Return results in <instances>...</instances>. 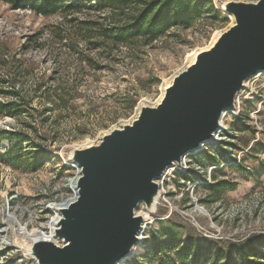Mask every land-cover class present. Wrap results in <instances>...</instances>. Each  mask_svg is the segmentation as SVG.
<instances>
[{
	"label": "rangeland",
	"instance_id": "rangeland-1",
	"mask_svg": "<svg viewBox=\"0 0 264 264\" xmlns=\"http://www.w3.org/2000/svg\"><path fill=\"white\" fill-rule=\"evenodd\" d=\"M65 1L82 7L44 15L0 1V81L5 80L6 86L9 80L19 81L23 92L28 91L26 101L35 84L42 90L59 85L66 99L57 112L47 114L45 124L39 113L48 104L37 97L41 91L29 104L39 111L33 117H0V128L22 129L37 143L40 140L29 126L36 128L37 135L47 136L42 141L44 159L37 170H33L37 148L25 142L22 157L14 164L5 154L12 143L0 142V232L5 230L0 234V249L8 248L0 252V264H34L18 247L23 239L15 230L18 226L8 219L7 225L2 222L6 220L4 211L18 222L22 220L29 230L45 224L41 222L50 216L37 221L31 217L36 219L38 203L66 193L58 187L72 172L66 165L70 152L97 143L114 126L132 122L142 105L156 104L165 83L190 64L188 55L210 47L215 33L233 23L223 10L228 0H211L220 16L207 11L194 25L174 26L150 44L138 40L123 45L111 39L105 43L98 35L112 26V13L99 10L97 0ZM256 81L262 86L247 91L249 99L241 98L236 111L240 115H225L227 130L222 143L192 151L187 166L180 167L183 171L177 168L166 177L167 201L160 199L152 212L142 206L137 209L150 216L141 235L143 250L121 264H160V260L181 264L178 252L167 253L172 261L169 255L153 251V237L161 221L169 227L181 225L175 241L182 248L192 244L193 252L188 253L185 264H264L263 258L242 260L238 254L232 263L226 254L230 245L238 247L242 241L264 235V76ZM7 97L0 92L1 99ZM129 98L137 101L131 112L127 110ZM3 240L12 245L2 246ZM222 252L225 256L216 261Z\"/></svg>",
	"mask_w": 264,
	"mask_h": 264
},
{
	"label": "water",
	"instance_id": "water-1",
	"mask_svg": "<svg viewBox=\"0 0 264 264\" xmlns=\"http://www.w3.org/2000/svg\"><path fill=\"white\" fill-rule=\"evenodd\" d=\"M232 25L173 76L156 104L139 108L130 123L114 126L97 143L76 147L78 196L54 230L63 241L38 239L29 249L38 264H121L140 241L144 216L161 197L159 179L201 148L236 107L245 82L264 72V0H228Z\"/></svg>",
	"mask_w": 264,
	"mask_h": 264
},
{
	"label": "trees",
	"instance_id": "trees-1",
	"mask_svg": "<svg viewBox=\"0 0 264 264\" xmlns=\"http://www.w3.org/2000/svg\"><path fill=\"white\" fill-rule=\"evenodd\" d=\"M2 2L9 3L13 6L29 7L33 11L51 15L63 10H78L82 7L80 4L72 3L65 0H0ZM95 6L99 10H108L112 13V26L109 28L101 29L99 35L103 42L105 39H111L112 42L123 45H131L132 43L141 40L145 44L163 37L168 30L174 26L190 27L194 25L197 19H199L207 11L214 12L215 16H220V13L215 12L211 0H97ZM224 20H226L224 18ZM5 80L0 81L2 83L1 93L7 94L8 99L4 100L0 98V117H13L17 120L23 116L33 117L36 113H39L36 107L30 104L33 95L38 91H41L42 97L47 101L43 111L39 113L41 117V123L45 124L49 116L47 114H54L66 103V99L63 97L60 86L49 87L44 90L42 86L37 88L36 84L34 89L32 88L33 95L30 96V101H26L28 97V91L23 92L19 81L9 80L8 85H5ZM33 87V86H31ZM136 99L129 98L127 110L131 112L136 105ZM25 126L28 127L27 122ZM34 131L36 138L40 140L37 143L28 132L14 128V130H8L0 128V142L2 140H8L12 143L11 147L5 153L10 157V161L17 164L22 154L23 145L28 142L30 146L37 148L33 156V170L40 168L42 160L44 159V149L42 141H46V135H37L35 127L29 126ZM172 225L171 221H168ZM161 228L157 231V234L153 237L155 247L153 251H157L161 254L169 255L168 252H178V258L181 260V264H185L187 261V255L193 252L192 244L182 248L181 244L176 243V239L179 235L178 229L181 225L174 224L173 226H165L166 223L160 222ZM162 238H167L162 242ZM230 245L227 247V253L232 259L236 254L240 256L242 260L246 258H263L264 259V235L256 236V239L240 242L238 247ZM222 252L216 258V261H220L224 257ZM170 260H174L170 255ZM160 264H168L167 261L160 260ZM248 261H241L239 264H248ZM236 264V263H233ZM252 264H255L253 261Z\"/></svg>",
	"mask_w": 264,
	"mask_h": 264
},
{
	"label": "built area",
	"instance_id": "built-area-1",
	"mask_svg": "<svg viewBox=\"0 0 264 264\" xmlns=\"http://www.w3.org/2000/svg\"><path fill=\"white\" fill-rule=\"evenodd\" d=\"M261 76H264V72L257 73L256 75L250 77L245 82V87L241 90V92L236 97V107L233 108L231 111H229V113H231L233 110L234 111L236 110V111L239 112L238 107L240 105L241 98L247 97L249 99V96H246L247 91H249L252 88H256V87H261L262 86V85L257 86V81H256V78L261 77ZM261 93H262V90L260 89L259 90V95L262 96ZM238 112L237 113L234 112V113H231V114L238 115L239 116L240 113H238ZM225 115H224V117H225ZM224 123H225V121H224ZM222 124H223V119H222ZM256 126H257V128L259 130H262L261 129V126L259 125V123L256 122ZM224 127H225V129H223ZM224 127L221 126V128H220V130L222 131V135L220 137V140L221 141H219V143H217L216 145L221 144L222 141H223V139H224L223 138V132L227 130L226 129L227 126L224 125ZM206 145H209V144H206ZM206 145L205 144H202L203 147L206 146ZM192 153L193 152L187 153L183 157L182 164H177L176 163L175 165L171 166L172 168L169 167L167 169V171H165V174L162 177H160L159 179H157L159 181V183H160V186H161L160 187V190H161V197H160V199L167 201L165 199V197H168V195H167L168 194V191H167V189L165 187V179L168 176V174L170 173V171L175 170L177 168H178V170H181L180 167L187 166V158ZM66 165L72 170V172L67 177L64 178V181H63L62 186H59L58 187V191L61 190L62 188H64V190L66 191V193L65 194H62V195H56V197L54 199H48V201H44L43 203H38L37 208L35 210V215L37 216L36 219H34L33 217H31L32 218L31 221H37V220H42L43 218L48 219L49 216H50L49 220H47L45 222H41V223H45V224H41V226H37V227L43 228V230H44L45 233L50 234L51 239H49V240H54L59 245H63L64 243H63L62 240H60V239H58V238L55 237L54 230H55V228L57 226L58 220L61 217L60 209L68 207L74 200H76V198L78 196V187H77L78 186V181H79V178L81 176V167L76 162L68 159V161H66ZM181 171H183V170H181ZM74 180L76 182H74ZM159 203H160V201H159ZM140 206H142V207H144L146 209V206H145L144 203H141L139 205V207ZM8 213H5V211H4V216H5L6 220H4L2 222H5V223L7 222V219H8L7 216H9ZM136 213H138V214L142 213L143 216H144V223H143L142 232H141V235H142L146 231L147 225L149 223L146 222V217H145V214L146 213H143V211H137V210H136ZM0 218H2V217H0ZM55 219H57V220L54 222ZM163 219H164V217H158V220H163ZM51 222H54L53 229L49 228V224ZM6 225H7V223H6ZM25 225L28 226L27 224H25ZM9 229L10 228H9V225H8L7 230H9ZM4 231H1L0 234L2 232H4ZM6 233H3V234H5V236H4L5 238L8 236ZM8 242L9 241L3 240V241H1V245L4 246V247L11 246L12 244H9ZM18 247L22 250V254L23 255H25L26 257H30L29 255L27 256L26 254L23 253V250L24 249L22 248L21 245H19ZM4 249H8V248H4ZM4 249H0V252H2ZM30 259L31 260H34V264H38L37 261L35 259H33L32 257H30Z\"/></svg>",
	"mask_w": 264,
	"mask_h": 264
},
{
	"label": "bare ground",
	"instance_id": "bare-ground-1",
	"mask_svg": "<svg viewBox=\"0 0 264 264\" xmlns=\"http://www.w3.org/2000/svg\"><path fill=\"white\" fill-rule=\"evenodd\" d=\"M230 17H231V19H232V22L234 21V18L232 17V15H230ZM222 32L221 31H217L216 33H215V35H214V37H213V39H212V41H211V43H210V45L209 46H211L217 39H218V37L220 36V34H221ZM198 49V48H197ZM203 49V48H202ZM202 49H198V50H195V51H193L192 53H190L189 55H188V61H189V63H192L195 59H196V56H197V54L199 53V51L200 50H202ZM172 82V80L171 81H167L166 83H165V85H164V88H163V90H165V88L170 84ZM163 93H164V91H163ZM162 93V94H163ZM234 112H236V110L234 111H232L231 113H234ZM227 113H229V112H226V114ZM224 125H225V123H224V118H223V124H222V126L224 127ZM223 129H225V127L223 128ZM221 135H222V131L220 130V131H218L217 132V134H216V136L214 137V138H212L211 140H209L208 142H206V143H204L205 145L206 144H211V145H216L217 143H219V141H221L220 140V137H221ZM91 143V142H90ZM203 148V146H201V148H199L198 150H200V149H202ZM167 171V170H166ZM164 174H165V172H164ZM163 174V175H164ZM162 175V176H163ZM161 176V177H162ZM74 182H76L75 180H74ZM207 213V212H206ZM145 217H146V222L148 223L149 222V218H150V216L149 215H147V214H145ZM7 218H8V220L9 221H12L14 224H16L18 227L16 228L15 227V230L16 231H18L22 236H23V239H22V241H20L19 242V244L22 246V248L25 250V252H26V255L28 256L29 255V249H30V247H31V245H32V243L34 242V241H36V240H38V239H47V240H49V239H51V236H50V234H47V233H45L44 232V230H43V228H40V227H35V228H33L32 230H29V228H28V226H26L25 224H23L21 221L20 222H18V220L15 218V217H13V216H7ZM57 219H55L54 220V222L56 221ZM54 222H51L50 224H49V228H51V229H53V225H54ZM5 232V231H4ZM27 239H29V240H27ZM142 239V237L140 238V240ZM17 241H18V239H17ZM18 244V245H19ZM143 250V247H142V245H141V241H139L138 243H136L134 246H133V248H132V251H131V253L128 255V258H130V257H132L135 253H137L138 251H142ZM30 256V255H29ZM30 257H32V256H30ZM33 258V257H32ZM34 259V258H33Z\"/></svg>",
	"mask_w": 264,
	"mask_h": 264
}]
</instances>
